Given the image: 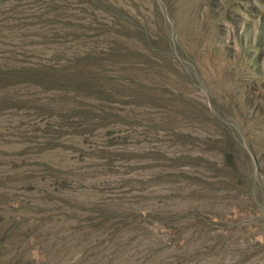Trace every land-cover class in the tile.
I'll return each instance as SVG.
<instances>
[{"label":"rangeland","instance_id":"obj_1","mask_svg":"<svg viewBox=\"0 0 264 264\" xmlns=\"http://www.w3.org/2000/svg\"><path fill=\"white\" fill-rule=\"evenodd\" d=\"M25 60L68 87L0 92V264H264V0H0Z\"/></svg>","mask_w":264,"mask_h":264},{"label":"trees","instance_id":"obj_2","mask_svg":"<svg viewBox=\"0 0 264 264\" xmlns=\"http://www.w3.org/2000/svg\"><path fill=\"white\" fill-rule=\"evenodd\" d=\"M21 61V65L18 67L14 68H9L7 66L1 65L0 64V92H5L9 90L10 87H19L23 85H32L34 87H44L52 89V90H67L63 88L68 87V83L62 82L63 78L60 77L59 73L61 70L57 69V66H51L47 65L42 70L43 65H34L30 62ZM98 62H87V65L95 68L101 67L97 64ZM66 80L69 83H72V85L77 86L76 89L83 88V89H88L89 95L91 97H94L96 99H102V100H111V101H116L114 100L115 98H104L102 94H97L93 89L96 88V80L93 76H85V75H76V77H65ZM117 96H124L123 94L120 93H115ZM100 119L99 117H95V119ZM91 120V122L87 121H82L80 122L79 125H96V120ZM147 160V158H146ZM132 161L133 164L130 167V169H136L140 170L141 168H147L149 167L151 163H147L146 165L144 164H139V160H129ZM127 169V168H125ZM127 222V221H126Z\"/></svg>","mask_w":264,"mask_h":264}]
</instances>
